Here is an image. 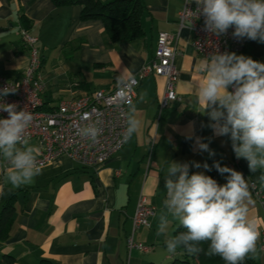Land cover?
Returning <instances> with one entry per match:
<instances>
[{"label": "crops", "instance_id": "crops-1", "mask_svg": "<svg viewBox=\"0 0 264 264\" xmlns=\"http://www.w3.org/2000/svg\"><path fill=\"white\" fill-rule=\"evenodd\" d=\"M142 1L143 35L130 42L112 43L100 20L80 19L78 5L0 0V75L18 79L27 66L28 50L19 36V28L27 27L37 38L42 59L46 107L84 92L111 90L136 77L152 57L159 32L173 35L179 96L157 117L165 79L154 74L143 77L127 114L128 128L135 121L136 131L120 151L96 168L81 166L63 155L40 167L42 172L33 183L12 188L5 178L14 169L9 159L0 155V210L9 198L14 207L9 236L0 241V258L9 254L15 264H37L41 259L55 264H168L181 256L178 250L168 252L165 244L179 224L164 203L166 180L176 178L169 173L170 166L186 164L189 175L205 174L204 164L213 156L237 171L242 158L236 157L228 135L215 133L210 109L199 99L211 58L194 49L188 28L179 27L180 10L185 3L194 5V0ZM237 55L264 63V42L247 39ZM200 143L207 144L208 151H202ZM35 147V141H30L24 150ZM227 176L221 175L222 184ZM249 193L250 199L245 198L243 206L260 233L253 254L261 264L264 207ZM141 195L156 212L151 226L139 228L135 238L152 249L128 252L126 236Z\"/></svg>", "mask_w": 264, "mask_h": 264}, {"label": "clouds", "instance_id": "clouds-1", "mask_svg": "<svg viewBox=\"0 0 264 264\" xmlns=\"http://www.w3.org/2000/svg\"><path fill=\"white\" fill-rule=\"evenodd\" d=\"M194 2L208 32L220 36L232 29L236 38L264 42V0ZM206 71L199 99L210 109L208 116L214 122L211 127L217 135L230 133L236 157L246 158L250 171L264 168V63L236 53L217 54L211 57ZM14 93L13 88L0 89V97ZM16 109L14 103L0 104V111L8 113L7 118H0V151L14 169L5 178L12 188L33 183L42 172L33 154L38 150L16 148L33 119L30 112ZM127 131L130 138L136 131L135 121L130 122ZM199 147L208 151L205 143ZM194 166L199 168L200 164ZM213 166L221 175L228 174L226 183L220 184L198 172L189 175L186 164L170 166L168 171L176 178L166 180L164 203L187 231L166 241V248L175 253L184 246L189 254H198L201 249L197 245L210 241L208 255L219 256L225 264H238L247 254L255 253L260 236L255 221L248 218V209L243 206L245 198L250 199L248 184L242 173L218 163ZM204 167L208 169L207 164Z\"/></svg>", "mask_w": 264, "mask_h": 264}, {"label": "built area", "instance_id": "built-area-1", "mask_svg": "<svg viewBox=\"0 0 264 264\" xmlns=\"http://www.w3.org/2000/svg\"><path fill=\"white\" fill-rule=\"evenodd\" d=\"M178 23L179 27L188 28L193 36L194 49L205 58L225 53L239 54L244 50L247 39L234 37L232 29L220 36L208 32L196 4H184L178 14ZM19 36L28 50L29 61L18 79H7L0 75V89H15L14 94L0 97V104L14 103L17 111L24 110L32 114L33 119L16 148L24 151L28 142L35 141V149L38 151L34 155L38 167L66 155L81 166L96 168L120 151L129 139L127 114L134 103L136 88L145 76L154 74L165 79L157 117L161 116L169 104L179 100L173 35L159 32L152 57L141 66L136 77L124 80L114 89L84 92L61 100L51 109H42L45 106L42 99L45 83L41 75L42 59L36 47L37 38L23 27L19 28ZM7 116V112L0 111V118ZM228 165L234 170L232 164ZM237 171L242 173L253 197L264 207V188L248 179L239 167ZM155 212V206L141 195L132 217L130 232L126 236L128 252L151 251V246L136 240L135 234L139 228L151 226ZM259 248L264 250V232L260 237Z\"/></svg>", "mask_w": 264, "mask_h": 264}, {"label": "trees", "instance_id": "trees-1", "mask_svg": "<svg viewBox=\"0 0 264 264\" xmlns=\"http://www.w3.org/2000/svg\"><path fill=\"white\" fill-rule=\"evenodd\" d=\"M51 2L57 7L67 5L80 6V19L83 21L100 20L103 23L107 37L112 43L130 42L143 35L140 21V16L144 9L142 0H51ZM51 108L42 107L45 110ZM227 135L231 139L230 133ZM216 163L224 167L221 158L212 156L208 159V169H206L204 175L211 176L222 184L221 174L213 166ZM238 167L248 179L257 182L258 185L264 188V180L261 179L264 176V169L258 167L255 172L250 171L246 158L240 159ZM13 213L14 207L11 203V198H9L0 210V241L5 240L9 236L13 223ZM186 231L179 223L173 231V238ZM209 245L210 241L198 244L197 247L201 249L198 254H189L184 246H180L177 250L181 252V256L174 258L168 264H225V261L219 256L207 254ZM0 264H15V260L13 256L4 254L0 258ZM37 264L55 263L47 259H41ZM238 264H258V261L253 253H249Z\"/></svg>", "mask_w": 264, "mask_h": 264}, {"label": "rangeland", "instance_id": "rangeland-1", "mask_svg": "<svg viewBox=\"0 0 264 264\" xmlns=\"http://www.w3.org/2000/svg\"><path fill=\"white\" fill-rule=\"evenodd\" d=\"M42 73V72H41ZM247 182V181H246ZM248 184V183H247ZM248 189H249V186H248ZM249 191H250V189H249ZM260 258H261V264H264V257H261L260 256Z\"/></svg>", "mask_w": 264, "mask_h": 264}]
</instances>
